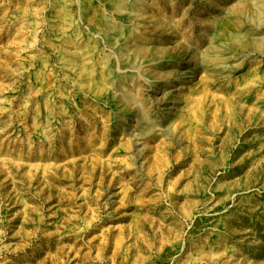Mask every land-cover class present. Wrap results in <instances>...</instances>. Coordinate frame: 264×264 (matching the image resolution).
<instances>
[{
  "label": "rangeland",
  "instance_id": "obj_1",
  "mask_svg": "<svg viewBox=\"0 0 264 264\" xmlns=\"http://www.w3.org/2000/svg\"><path fill=\"white\" fill-rule=\"evenodd\" d=\"M85 1L0 0V264H264V0L136 3L183 82L142 78L151 132L112 102ZM174 15L216 18L194 33L215 62L188 72Z\"/></svg>",
  "mask_w": 264,
  "mask_h": 264
},
{
  "label": "bare ground",
  "instance_id": "obj_2",
  "mask_svg": "<svg viewBox=\"0 0 264 264\" xmlns=\"http://www.w3.org/2000/svg\"><path fill=\"white\" fill-rule=\"evenodd\" d=\"M100 1L103 4H105L107 8L109 9L111 8L114 11L115 10L119 11V13L123 14V17L126 20H130L131 22V26L130 25L126 26L123 22L122 23L118 22V20L115 17L109 16L108 14L103 13L98 15L95 12V10H93L92 8L93 6L91 4V0L85 1L84 4L85 13L83 15V20L85 21V23L87 24L88 28L91 31L95 30V32L98 33L99 49L102 54V60L104 63L106 75L111 76V80L113 81V84L114 85L116 84L112 92V102L116 105V109L118 112L128 107L135 109L137 113L135 115L140 116V118L138 117V120L142 119L143 121L142 122L143 124L141 125V130L146 132L147 131L151 132L154 129L153 122L155 121H153V117L151 116V111L150 108L148 107L149 103L146 102L147 104H145L143 102L144 101L142 98L143 96H141L140 94L142 90L141 89L142 78L149 76L152 78L154 83L162 79L165 82L171 84L172 83L171 79L177 76V74L181 73L180 69L177 67L178 61L173 60L172 62H170V66L172 67L171 71L164 70V68H161L160 63H163V61L165 60L164 55H165V49L167 48H165V46L157 47L156 43L154 44L156 46L142 45V42L144 43L145 40L146 41L148 40L147 38H150V35H148L147 31L142 30L143 25L141 24V20H140L142 17L145 16V12L139 10V7L136 4V3L140 4L143 0H100ZM145 2L147 3V1ZM168 2L170 1L168 0ZM165 8L164 9L162 8V10H158V11H164ZM170 17H169L170 21L172 20L173 24L171 23L172 21L168 22L167 20V22L170 23L171 26L174 27L176 31H178L177 33H181L183 37L184 36L186 37L181 52L188 56L193 57L191 64L187 65V69L189 73L194 74L197 68L206 67L207 64L206 62H209L210 60L214 62L216 61L217 58L211 59L209 57L210 54L206 53L207 50L206 48L203 49V47L202 48L200 47L201 44H199V42L197 41L198 37H195L194 34L197 30L201 32L200 33L202 34V36H200L201 42H203V39H205L206 37H209L210 35H215L216 29L215 28L210 29V28L215 23L216 18L213 20L210 19V22L207 26L204 25L201 27L196 23L194 24L190 22L185 23V20L183 19L177 20L175 19L176 16L175 17L170 16ZM163 18H165V16H163ZM166 19H168V17ZM163 23H165V21ZM141 35L144 36L145 38L144 41H142L143 38L142 39L139 38ZM151 38L150 40H152ZM158 41H160V39ZM191 43H194V45H191ZM152 48L153 49L156 48V49L153 50ZM134 56L136 58L135 60H133ZM119 81L120 83L118 85ZM150 82L153 83L152 81ZM172 84H174V86H183L182 81L178 83L173 82ZM167 89L168 88H164L162 90V95L165 98L167 96V92L169 93ZM119 107H122V109H120ZM141 134L143 135L144 132L138 135Z\"/></svg>",
  "mask_w": 264,
  "mask_h": 264
}]
</instances>
